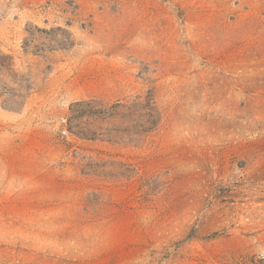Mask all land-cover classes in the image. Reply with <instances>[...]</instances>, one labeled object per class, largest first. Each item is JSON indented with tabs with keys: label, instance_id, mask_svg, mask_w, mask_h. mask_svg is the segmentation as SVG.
Returning <instances> with one entry per match:
<instances>
[{
	"label": "rangeland",
	"instance_id": "rangeland-1",
	"mask_svg": "<svg viewBox=\"0 0 264 264\" xmlns=\"http://www.w3.org/2000/svg\"><path fill=\"white\" fill-rule=\"evenodd\" d=\"M0 264H264V0H0Z\"/></svg>",
	"mask_w": 264,
	"mask_h": 264
},
{
	"label": "trees",
	"instance_id": "trees-1",
	"mask_svg": "<svg viewBox=\"0 0 264 264\" xmlns=\"http://www.w3.org/2000/svg\"><path fill=\"white\" fill-rule=\"evenodd\" d=\"M153 128H155V127H152V128H150V129H148V130H152ZM148 130L146 129V128H143V130L142 131H140V132H138V134H144V133H147L148 132Z\"/></svg>",
	"mask_w": 264,
	"mask_h": 264
}]
</instances>
